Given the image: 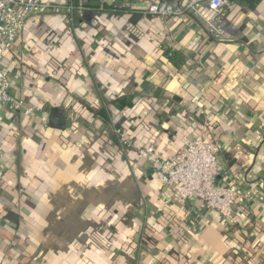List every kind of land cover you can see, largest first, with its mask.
I'll return each mask as SVG.
<instances>
[{
  "label": "crops",
  "instance_id": "0c3cea01",
  "mask_svg": "<svg viewBox=\"0 0 264 264\" xmlns=\"http://www.w3.org/2000/svg\"><path fill=\"white\" fill-rule=\"evenodd\" d=\"M49 1L59 12L28 18L2 62L0 264H264V0L230 2L225 38L197 53L198 24L143 16L158 2L107 13ZM166 52L196 59L178 70ZM112 112L136 148L164 156L206 122L216 181L254 195L251 207L229 224L202 202L178 206L135 148L112 147Z\"/></svg>",
  "mask_w": 264,
  "mask_h": 264
},
{
  "label": "built area",
  "instance_id": "2783aa9c",
  "mask_svg": "<svg viewBox=\"0 0 264 264\" xmlns=\"http://www.w3.org/2000/svg\"><path fill=\"white\" fill-rule=\"evenodd\" d=\"M90 0H79L81 7ZM100 10L113 4L116 0H97ZM230 6V0H185L179 5L169 2L154 3L144 10L143 16H161L164 18L193 17L202 23L215 41L225 38L227 20L224 11ZM59 12V8L49 0H0V112L11 102L9 90L12 77L3 65L5 55L11 50L25 28L28 18L46 12ZM201 37L197 36L189 43V50L197 53ZM28 110L26 113H30ZM208 124L199 122L195 134L182 137L180 150L170 156L159 154L154 145L136 148L133 136L115 125L112 134L115 136L122 152L133 150L140 160L149 164L159 181L172 193L174 203L186 208L190 202H202L211 211L220 214L229 224L235 223L237 208L248 209L254 195L246 194L233 186L218 183L220 165L218 160L219 146L207 139ZM87 137L78 141L85 145ZM3 148L0 145V162ZM3 173L0 171V179Z\"/></svg>",
  "mask_w": 264,
  "mask_h": 264
},
{
  "label": "trees",
  "instance_id": "16d2710c",
  "mask_svg": "<svg viewBox=\"0 0 264 264\" xmlns=\"http://www.w3.org/2000/svg\"><path fill=\"white\" fill-rule=\"evenodd\" d=\"M232 1H235V0H230V2ZM240 1H244L245 3H247L248 5H250L251 2H254L252 6H254V4L257 2H259L260 0H240ZM73 4L74 5H78L79 4V0H72ZM152 2H158V3H163V2H169V3H172L174 5H179L181 4V2L179 3L177 0H172V1H168V0H152ZM125 3H127V0H116L115 3L113 4H108V5H105L104 6V9L103 11L107 12V13H123V12H127L129 9H127L128 7L126 6H123ZM183 3V2H182ZM123 6V7H122ZM99 8V7H98ZM132 13V12H131ZM135 16V20H137L139 17H141V14L140 13H134L133 14ZM185 20H188V21H192V22H195L196 24L199 25V30H200V37H201V40L203 41H207V43H214L215 42V39L213 38V36H211L207 31H206V28L205 26L198 22L197 20H195L193 17L191 16H188ZM166 56L168 57L169 54H167L166 52ZM193 57V60L196 59V57L192 54H188V53H182V52H175V55L172 56V57H168L169 59V62L175 67L177 68L178 70L181 68L182 65H184L186 59L188 58H192ZM201 73V72H200ZM202 74V73H201ZM212 95L215 96L216 98H218V91L217 89H212ZM193 102V101H192ZM113 114V124H115L116 127L122 129V130H125L128 132L127 130V127L124 126L122 124V122L120 121L121 120V117L123 115L122 112H120L119 114L118 113H115V112H112ZM173 117V115H170ZM128 118H126L127 120ZM124 121V120H123ZM130 133V132H129ZM131 134V133H130ZM132 135V134H131ZM111 136V139H110V144L112 145V147H114L116 149V151H118L119 153H121V148L115 138V136L113 134L110 135ZM184 228L181 227V229H179V231L177 232V238L178 240L180 241H184L185 237H184ZM109 239V238H107ZM110 241V240H109ZM136 239L132 240V242H130L129 244H126L125 247L128 251H132L131 253L134 252V250L137 248L135 245H137L136 243Z\"/></svg>",
  "mask_w": 264,
  "mask_h": 264
}]
</instances>
